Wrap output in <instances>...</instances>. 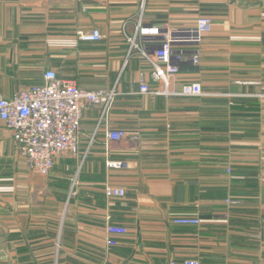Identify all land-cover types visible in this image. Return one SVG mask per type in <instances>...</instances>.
<instances>
[{
  "label": "crops",
  "instance_id": "0c3cea01",
  "mask_svg": "<svg viewBox=\"0 0 264 264\" xmlns=\"http://www.w3.org/2000/svg\"><path fill=\"white\" fill-rule=\"evenodd\" d=\"M200 15L213 25L180 79L204 95L141 93L142 76L157 84L127 36L187 31ZM95 28L102 40L79 39ZM48 70L118 95L105 118L84 109L78 153L49 177L28 168L0 120V264H264V0H0V96L43 84ZM108 129L139 142L108 146ZM107 183L126 196L107 199ZM182 216L201 222L173 223ZM110 223L127 229L117 245Z\"/></svg>",
  "mask_w": 264,
  "mask_h": 264
},
{
  "label": "built area",
  "instance_id": "2783aa9c",
  "mask_svg": "<svg viewBox=\"0 0 264 264\" xmlns=\"http://www.w3.org/2000/svg\"><path fill=\"white\" fill-rule=\"evenodd\" d=\"M69 1V0H59ZM106 0H101V2ZM141 23L139 27H141ZM213 19L209 15H200L193 28L187 31L173 28L157 29L140 28L134 36H127L130 44L129 54L136 50L142 54L152 67V79L157 84L151 86L145 76L139 82L140 92L154 95H180L198 97L204 95L203 84L198 80L181 82L180 75L185 66L196 68L201 62L202 35L211 31ZM157 34L160 42L153 47L144 45L141 38L145 35ZM77 35L82 41H100L104 38L99 29L79 30ZM44 83L20 88L12 97L0 96V120L4 121L12 132L19 157L28 168L42 177H49L56 161L62 156H73L78 153L83 111L86 107H101V117L105 118L112 109L118 92L111 89H87L75 79L58 77L53 70L44 75ZM179 85V89H176ZM123 142H139V135L129 134L123 129H108L106 144L112 146ZM94 143V138L90 144ZM121 162H112L110 166L120 167ZM77 179L73 181V186ZM107 199L126 196L124 187L105 184ZM74 191H72V194ZM227 205L236 201L228 198ZM178 225H199L197 217H176ZM108 245H117L127 234L122 226L108 224ZM169 264H200L197 258H186L179 262L171 259ZM257 264H262L258 262Z\"/></svg>",
  "mask_w": 264,
  "mask_h": 264
}]
</instances>
